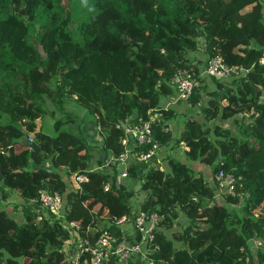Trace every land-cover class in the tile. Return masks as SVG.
<instances>
[{
    "label": "trees",
    "instance_id": "1",
    "mask_svg": "<svg viewBox=\"0 0 264 264\" xmlns=\"http://www.w3.org/2000/svg\"><path fill=\"white\" fill-rule=\"evenodd\" d=\"M200 50L206 61L218 56L246 72L230 78L219 98L199 84L185 101L193 107L208 95L199 107L206 124L188 116L178 141L189 160L210 168V182L170 156L167 171L150 167L139 177V211L159 218L147 257L152 264H264V211L254 213L264 205V0H0V186L25 202L21 222L0 209V264H91L88 251L64 252L70 232L89 243L100 229L119 243L138 240V233L122 238L116 224L133 216L123 179L136 174L129 164L120 178L114 158L125 129L173 92L172 75L198 73L188 55ZM245 112L248 121L239 122ZM74 113L92 118L100 136L104 156L94 169L86 141L68 128ZM45 114L53 117L49 132L36 124ZM216 118H232L235 131L209 125ZM162 122L151 125L158 147L169 138ZM219 170L233 178L231 193L212 189ZM75 173L87 180L68 189L62 176L71 184ZM40 190L60 195L61 219H36L28 202L38 203ZM180 218L186 224L166 237ZM104 264L121 263L110 254Z\"/></svg>",
    "mask_w": 264,
    "mask_h": 264
},
{
    "label": "crops",
    "instance_id": "2",
    "mask_svg": "<svg viewBox=\"0 0 264 264\" xmlns=\"http://www.w3.org/2000/svg\"><path fill=\"white\" fill-rule=\"evenodd\" d=\"M188 58L190 62H192V65L198 69V73L200 74L199 80H201L199 81V83L200 85H204L207 91H215L218 94V98H219L223 94L224 90L230 87V82H231L230 78H218V77H211L202 74L206 62V55L202 53L201 50L189 54ZM173 98H174L173 92L171 94L164 96L160 101L159 109H156L161 113V119L164 123L163 125L166 128V131L169 133V138L165 144L158 147L156 153L152 156L150 160L146 162L136 161L134 158V155L136 154V150L134 148L135 143L131 138V136L129 135L126 136L125 149L130 152L127 166L130 164L133 167V172L134 174H136V177L134 178L128 177L126 179H123L125 181L127 188L133 191V195L129 200V207L133 216L124 218V220L118 225L122 233V238L124 239L131 240L132 238H135L136 234L138 233L134 228L133 218L135 214L139 211V205L144 197V193L139 189V184H140L139 177L150 167H156L159 168L160 170L167 171L168 166L166 163V158L170 156L177 159L181 163H184L191 170L199 172L204 181L210 182L213 178V175L209 167L200 164L197 161L189 160L186 157L185 152L187 149L181 142L178 141L180 133L184 130V124L188 116H191L193 119L204 125L206 124L202 114L199 111V107L204 105L205 101L208 99V95H202L200 102L193 107L188 105V103H186L185 101L173 100ZM70 109L72 110V108H67L66 112H68ZM47 110L52 111L53 110L52 105ZM162 111H167V112L163 115ZM74 114L77 116H75L74 120L68 124V128L74 135L81 136L86 141L89 152L92 154V159H93L92 169H94L95 168L94 161H101L104 156L103 152L99 149L100 136L97 133V128L94 125L92 118L90 117L85 118L81 115V113L78 114L74 113ZM61 115L62 114L58 116L56 112L54 113L53 117L59 118ZM53 117L48 115V118L51 120L53 119ZM237 119H239L238 120L239 122H243L242 115H239ZM228 120L229 119H225V121ZM220 121H222L221 118ZM214 124H220L222 126L229 127L228 124L225 122L222 123L216 122ZM49 127L51 129V125ZM49 127H44V128L48 130ZM97 139L99 142H97ZM102 166L103 165L101 164L98 168H101ZM121 168L122 166L118 165L117 174H119ZM72 187H74L72 183H71V187L67 186L68 189H71ZM213 187L212 189H214V191H219L217 187L215 186ZM1 192H5L6 197L0 199V209H4L13 219H15L18 222H21L22 221L21 205L24 204L25 202L18 196V193L16 191H10L0 186V193ZM28 204L32 208L39 210L38 203L28 202ZM13 205L17 206V209L15 211L12 210ZM60 215H61L60 217L61 219L63 213L61 212ZM185 224H186L185 218H180L179 220L174 221L172 230L169 229L165 230L164 234L166 235V237H170L172 232H176L177 230L181 229ZM72 233L76 238L75 248L77 249L76 252L73 254V256H76L79 254L80 243L78 242V237L76 233L75 232ZM144 252L145 250L144 248H142L140 252L132 253L130 256H128L125 260L121 261L120 263L147 264V261L149 259L147 255L143 254Z\"/></svg>",
    "mask_w": 264,
    "mask_h": 264
},
{
    "label": "built area",
    "instance_id": "3",
    "mask_svg": "<svg viewBox=\"0 0 264 264\" xmlns=\"http://www.w3.org/2000/svg\"><path fill=\"white\" fill-rule=\"evenodd\" d=\"M259 64H264V51L261 53L258 60ZM246 70L238 66H226L220 57L214 56L208 58L205 62L202 74L211 77L218 78H233L239 77L244 74ZM199 73H194L188 69H178L171 77V84L173 87V100L186 101L190 96L194 88L198 87L199 83ZM251 113L241 114L243 117V122L248 121V117ZM254 116L256 114H253ZM160 111L153 109L146 112L145 117L138 116L136 121L129 125L125 129V136L121 139L120 143L123 146V151L118 154L114 160L122 166L119 177L125 178L127 175V164L130 152L125 149L126 136L129 135L133 139L135 145L137 146H147L145 151L136 152L134 158L139 162H146L152 158L158 149V145L151 138V125L153 123L161 122ZM162 122V129L166 131V128ZM31 138H27V142H31ZM214 179L217 183V188L219 191H225L226 193H231L233 190V178L230 175L223 174L222 171H218L214 175ZM87 177L84 173H75L72 176V183L74 187L78 188L83 182H86ZM106 188V186L104 187ZM39 210H36V219H40L42 215H47L48 218H60L62 209V200L57 192H49L46 190H40L37 196ZM124 218H120L116 221L119 225ZM159 218L156 214H145L138 211L134 218V228L139 234L138 240L132 243L117 242L116 237L105 229H100L98 235L96 236L94 242L89 243L86 239L79 240L80 251H88L90 254L91 264H104L108 255L113 254L118 259V262L125 260L132 253L140 252L144 248V255L150 252L149 241L152 240V229L158 223ZM69 228L76 231L78 226L76 223L69 222L67 224ZM78 237V236H77ZM67 242V240L65 241ZM249 243L253 248H259L261 246L260 240L256 236L249 238ZM113 250L111 251V249ZM147 264H152L151 261H147Z\"/></svg>",
    "mask_w": 264,
    "mask_h": 264
},
{
    "label": "rangeland",
    "instance_id": "4",
    "mask_svg": "<svg viewBox=\"0 0 264 264\" xmlns=\"http://www.w3.org/2000/svg\"><path fill=\"white\" fill-rule=\"evenodd\" d=\"M45 105H46V108L47 109L51 107V104L49 102H47V101H46V104ZM71 113H72V110H71ZM57 114L59 116L61 114V112H57ZM232 118H230L228 121H225V120L220 121V118L219 119L216 118L215 120H212L211 122H209V125H213L216 122H218V123L225 122V123L228 124V126L230 127V129H232L233 131H235V127H236V124L235 123L236 122L233 121ZM237 120H239V119H237ZM51 121L52 120L48 118V115L45 114L41 119L36 120V124L37 125H40V127H43V129L45 131L49 132L51 130L50 127H49L51 125V123H52ZM44 127H49V128H48V130H46V128H44ZM97 142H99L98 139H97ZM62 178L65 180V182L67 183V185L71 187V184L68 182V178H66L65 176H62ZM215 198H216V200L218 202H221L219 196H216ZM263 211H264V205H263V207H259V209H256L254 211V213L255 214H259V213H261ZM75 242H76V238H75L74 234L72 232H70L69 239L67 240V242H64V246H63L64 252L66 254H68L69 258H71L73 256V254L76 252V249L77 248H75Z\"/></svg>",
    "mask_w": 264,
    "mask_h": 264
},
{
    "label": "water",
    "instance_id": "5",
    "mask_svg": "<svg viewBox=\"0 0 264 264\" xmlns=\"http://www.w3.org/2000/svg\"><path fill=\"white\" fill-rule=\"evenodd\" d=\"M22 144H25L30 149H36L37 146L34 142H27L25 138L22 139ZM51 164V159L47 158L46 165L49 166ZM208 196H211V192L208 193Z\"/></svg>",
    "mask_w": 264,
    "mask_h": 264
},
{
    "label": "clouds",
    "instance_id": "6",
    "mask_svg": "<svg viewBox=\"0 0 264 264\" xmlns=\"http://www.w3.org/2000/svg\"><path fill=\"white\" fill-rule=\"evenodd\" d=\"M32 142V141H31Z\"/></svg>",
    "mask_w": 264,
    "mask_h": 264
}]
</instances>
